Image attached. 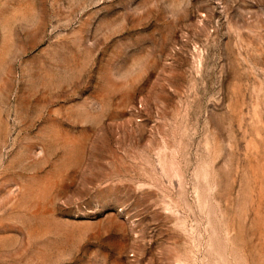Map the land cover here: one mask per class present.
<instances>
[{"label": "rangeland", "instance_id": "374dc122", "mask_svg": "<svg viewBox=\"0 0 264 264\" xmlns=\"http://www.w3.org/2000/svg\"><path fill=\"white\" fill-rule=\"evenodd\" d=\"M0 264H264V0H0Z\"/></svg>", "mask_w": 264, "mask_h": 264}]
</instances>
